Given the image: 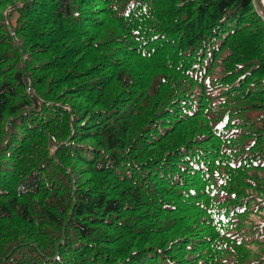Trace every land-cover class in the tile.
Instances as JSON below:
<instances>
[{"label":"trees","instance_id":"trees-1","mask_svg":"<svg viewBox=\"0 0 264 264\" xmlns=\"http://www.w3.org/2000/svg\"><path fill=\"white\" fill-rule=\"evenodd\" d=\"M0 264H264L262 0H0Z\"/></svg>","mask_w":264,"mask_h":264},{"label":"water","instance_id":"water-1","mask_svg":"<svg viewBox=\"0 0 264 264\" xmlns=\"http://www.w3.org/2000/svg\"><path fill=\"white\" fill-rule=\"evenodd\" d=\"M262 2H263V4H264V0H262ZM30 92H32L34 95H35V93H34V90L32 89V87L30 88ZM13 131V128L11 127V132Z\"/></svg>","mask_w":264,"mask_h":264}]
</instances>
